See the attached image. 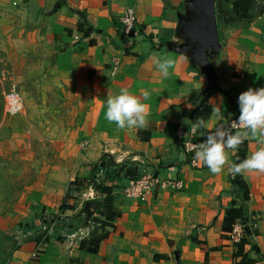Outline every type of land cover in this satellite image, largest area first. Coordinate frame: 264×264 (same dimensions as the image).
Wrapping results in <instances>:
<instances>
[{
  "label": "crops",
  "instance_id": "1",
  "mask_svg": "<svg viewBox=\"0 0 264 264\" xmlns=\"http://www.w3.org/2000/svg\"><path fill=\"white\" fill-rule=\"evenodd\" d=\"M36 1L60 45L57 63L64 75L89 88V117H95L101 152L88 168L90 181L77 183L78 194L63 211L87 219L84 227L17 246L0 239V264H264V172L230 171L241 144L227 149L222 171L212 173L195 153L184 151L179 135L181 126L190 134L197 111L207 127H197L195 140L203 143L216 127L227 128L243 91L264 87V4L47 0L44 11V0ZM128 8L138 18L131 34L120 23ZM210 25L218 38L206 50L205 69L194 48L199 30ZM158 57L174 61L167 78L156 67ZM123 88L142 100L149 93L143 128L121 129L106 118L107 100ZM260 148L264 135L249 133L246 158ZM146 170L176 176L184 188L166 187L145 203L130 200L126 185ZM240 223L245 234L237 242L233 234Z\"/></svg>",
  "mask_w": 264,
  "mask_h": 264
},
{
  "label": "rangeland",
  "instance_id": "2",
  "mask_svg": "<svg viewBox=\"0 0 264 264\" xmlns=\"http://www.w3.org/2000/svg\"><path fill=\"white\" fill-rule=\"evenodd\" d=\"M37 3L0 0V239L14 246L84 227L63 211L101 152L89 88L64 75Z\"/></svg>",
  "mask_w": 264,
  "mask_h": 264
},
{
  "label": "clouds",
  "instance_id": "3",
  "mask_svg": "<svg viewBox=\"0 0 264 264\" xmlns=\"http://www.w3.org/2000/svg\"><path fill=\"white\" fill-rule=\"evenodd\" d=\"M258 4H264V0H257ZM174 61L167 57H158L156 67L165 78L170 75L169 69ZM149 93H143V100L130 92L127 88L120 90L119 94L107 100L106 118L116 123L118 128H143L149 115L148 105L145 101ZM240 115L238 120L231 124L232 128L239 125L241 130L234 134L227 128L218 126L214 132H209L203 143L199 144L195 155L203 161L212 173L218 174L228 161L227 149H236L249 133L255 136L258 132L264 135V87L248 88L238 97ZM220 115V109H215ZM198 128H206L203 119H198ZM195 131V129H193ZM264 172V148L255 151L250 157L239 164H233L230 171L241 174L245 171Z\"/></svg>",
  "mask_w": 264,
  "mask_h": 264
},
{
  "label": "built area",
  "instance_id": "4",
  "mask_svg": "<svg viewBox=\"0 0 264 264\" xmlns=\"http://www.w3.org/2000/svg\"><path fill=\"white\" fill-rule=\"evenodd\" d=\"M120 23L128 34L133 33L138 28V18L136 12L132 8H128L121 16ZM234 105L237 108L236 114L229 120L227 129L231 133H235L241 130L239 125L237 128H232L231 124L238 120L240 115L239 104L234 100ZM198 112L193 114V128L190 134H187L184 127L179 128V135L183 140L184 151L187 154L195 153L199 144L202 142L196 141V134L198 132L197 128ZM195 129V131L193 130ZM247 143L248 139H245L242 143L241 153L236 158V164L241 163L247 157ZM241 145V144H240ZM196 160H192L194 163ZM166 187L172 188L174 190H181L184 188V181L176 176H164L160 170L156 171H144L139 177L132 179L125 187V195L130 200H136L140 203H145L148 201L149 197L154 193L162 190ZM245 234V227L243 224H236L234 229L233 238L235 241H241Z\"/></svg>",
  "mask_w": 264,
  "mask_h": 264
},
{
  "label": "water",
  "instance_id": "5",
  "mask_svg": "<svg viewBox=\"0 0 264 264\" xmlns=\"http://www.w3.org/2000/svg\"><path fill=\"white\" fill-rule=\"evenodd\" d=\"M202 34L198 41L194 53L201 64H204L205 69H209L210 59L206 55V50L210 49L217 41L218 34L216 32V26L210 25L206 29L199 30Z\"/></svg>",
  "mask_w": 264,
  "mask_h": 264
}]
</instances>
